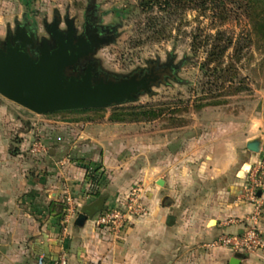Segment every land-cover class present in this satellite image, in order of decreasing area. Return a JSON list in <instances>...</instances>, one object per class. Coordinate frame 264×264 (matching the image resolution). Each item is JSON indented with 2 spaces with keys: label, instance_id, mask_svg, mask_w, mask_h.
Wrapping results in <instances>:
<instances>
[{
  "label": "crops",
  "instance_id": "obj_1",
  "mask_svg": "<svg viewBox=\"0 0 264 264\" xmlns=\"http://www.w3.org/2000/svg\"><path fill=\"white\" fill-rule=\"evenodd\" d=\"M59 112L66 113L39 114L34 129L24 128L23 117L0 100V264H35L40 256L50 262L61 252L70 264H231L239 255L240 264H264L263 250L235 253L213 245L220 234L244 232L257 202L264 234V191L256 201L244 195L245 177L264 163V93L251 112L230 123L229 137L237 141L217 150L224 156L204 172L203 165L192 171L195 165L171 159L168 146L156 162H119L106 122ZM255 138L260 152L248 148ZM35 141L45 150L33 152ZM93 168L105 173L97 183L88 177ZM203 176L221 184L202 191ZM133 192L146 210L130 215L120 230L97 226L101 211L76 223L99 196H107L109 209ZM68 196L75 212L65 226Z\"/></svg>",
  "mask_w": 264,
  "mask_h": 264
},
{
  "label": "rangeland",
  "instance_id": "obj_2",
  "mask_svg": "<svg viewBox=\"0 0 264 264\" xmlns=\"http://www.w3.org/2000/svg\"><path fill=\"white\" fill-rule=\"evenodd\" d=\"M87 1L0 0V36L4 34L6 25L10 24L13 27L15 19L22 21L25 17L34 20L39 32L44 33L42 19L46 17L50 21L55 8L64 14L69 6L70 14L80 19ZM95 1L100 6L103 21L116 24L119 31L116 41L103 47L96 55L105 69L118 74H127L140 66H145L149 59L165 60L169 53H174L177 61L183 60L179 71L182 81H171L169 85H156L152 94H143L135 102L104 108L105 110L99 112L89 111L81 116L99 120L101 124L107 123V136H109L107 143L114 146L111 151L115 153L116 158L120 156L119 162L123 161L125 164L147 160L156 162L164 157L162 148L168 146L169 157L187 163L190 167L195 165L192 171L197 166L203 165L202 172H204L209 166L217 165L224 156L217 150L237 141L233 136L229 137L232 132L230 123L236 119L240 120L242 115L251 112L257 106L260 95L264 93V29H262L264 4H259L254 10L244 11L230 2L231 15L226 23H221L217 16L212 18L211 14L203 15L198 10L190 8L185 13L181 12L173 16L171 20H164L157 28L160 31L158 35L145 32L141 36L140 31L149 17L160 14L157 10L153 13L143 11L138 6L140 0ZM215 27L226 30L237 39L236 45L241 51L236 52L233 44L225 59L227 64L236 63L240 85H244L245 88L232 94L226 92L228 90L226 87L216 100L218 104L198 108L196 102L200 100L197 99L206 93L201 89L205 76L200 68L206 52L205 48H201L197 54H194L191 44L198 29H203L205 35L209 32L214 33ZM238 55L241 56V60L236 59ZM0 100L7 103L12 113L23 117L24 122L20 127L27 128L31 125L34 129L32 121L42 119L39 114L1 94ZM130 106H143L146 110H156L158 115L139 114L140 120L133 121H112L109 117L106 118L114 109ZM215 155L217 161L212 158ZM257 168V166L252 168L249 176L245 177L250 184L245 185L244 195L249 199L252 197L251 190L257 188V183L254 182L256 177H264V173L260 171L256 176ZM102 174H105L104 170L98 168V175ZM203 178L202 191L221 184L217 181L212 182L205 176ZM129 195L131 193H128L126 200L116 208L122 207L129 212Z\"/></svg>",
  "mask_w": 264,
  "mask_h": 264
},
{
  "label": "water",
  "instance_id": "obj_3",
  "mask_svg": "<svg viewBox=\"0 0 264 264\" xmlns=\"http://www.w3.org/2000/svg\"><path fill=\"white\" fill-rule=\"evenodd\" d=\"M61 17L45 24L48 37L37 40L35 27L17 24L4 45L0 46V94L37 114L90 108H108L135 102L143 94H152L165 81V69L154 67L128 74L109 72L97 67L95 53L107 39L78 33L74 18ZM88 60L81 66L82 60ZM173 77V75H171ZM248 148L261 150L258 138ZM106 195L84 205L76 223L81 225L106 209ZM239 256L231 264H240Z\"/></svg>",
  "mask_w": 264,
  "mask_h": 264
},
{
  "label": "trees",
  "instance_id": "obj_4",
  "mask_svg": "<svg viewBox=\"0 0 264 264\" xmlns=\"http://www.w3.org/2000/svg\"><path fill=\"white\" fill-rule=\"evenodd\" d=\"M230 2L235 3V5L244 11L254 10L259 4H264V0H140L138 6L143 11L153 13L154 10H157L160 13L159 15L149 17L147 23L141 29L140 35L142 36L145 32H152L153 35H158L160 31L157 28L164 20H171L173 16L181 12L185 13L190 8L198 10L203 15L211 14L212 18L217 16L221 20V23H226L231 15V9L229 8ZM203 31V29L197 30L191 44L194 54H197L201 48H205L204 51L206 52V57L200 64V68L205 76L201 89L202 92L206 93L197 99L200 100L196 102L198 108L218 104L216 100H218V97L221 96L226 87L228 88L226 92L232 94L237 90L239 91L245 88L244 85H240L241 80L238 77L239 71L236 63L231 62L227 64L225 59L228 50L233 44L236 52L241 51L238 50V45H236L237 39H235L234 35L228 34L226 30L218 28H216L214 33L209 32L205 35ZM203 35L204 37L202 38ZM236 59L241 60V56L238 55ZM101 110L105 109H80L67 111V113L84 114L89 111L99 112ZM139 114L144 116H157L158 112L156 110H146L143 106L121 107L114 109L109 119L112 121L140 120ZM90 118L84 116L79 119ZM88 177L95 183L102 178L98 175V169L94 168L89 170Z\"/></svg>",
  "mask_w": 264,
  "mask_h": 264
},
{
  "label": "built area",
  "instance_id": "obj_5",
  "mask_svg": "<svg viewBox=\"0 0 264 264\" xmlns=\"http://www.w3.org/2000/svg\"><path fill=\"white\" fill-rule=\"evenodd\" d=\"M40 150H45V146L42 142L37 141L32 145V151L37 152ZM264 173V163H262L256 170L255 174L258 172ZM257 176V174H256ZM254 181L257 183V188L251 190V199L256 201L259 196V191H264V177L258 176ZM69 207V213L64 219L65 226L70 220V213L75 212L74 202L70 196L67 197ZM129 212L123 208H109L101 211L97 216H95V223L99 227L109 228L111 230H120L127 221L130 219V215L133 214H143L146 210L144 204L141 202L140 197L134 192L129 195ZM262 204L257 202L255 211L250 215V224L248 228L240 234H220L213 245H220L223 247L230 248L235 253H252L257 250L264 251V234L259 226V220L263 217ZM66 228V227H65ZM35 264H70L68 256L65 252H61L59 256L52 260L47 261L45 256H40ZM101 264V263H93Z\"/></svg>",
  "mask_w": 264,
  "mask_h": 264
},
{
  "label": "flooded vegetation",
  "instance_id": "obj_6",
  "mask_svg": "<svg viewBox=\"0 0 264 264\" xmlns=\"http://www.w3.org/2000/svg\"><path fill=\"white\" fill-rule=\"evenodd\" d=\"M56 16L59 18L61 17L60 25L62 27H67L65 17L68 16L69 18H74L78 33L86 34V32L88 31L89 35H99L101 38L107 39L108 41L101 44V47L97 50L95 55H97V53L103 47L116 41L119 35L118 26L116 24H109L103 21L101 13H100V6L96 3V1L88 0L86 3V6L82 10V16L80 19L78 18V16L70 14L69 6L66 8L64 14H61L59 9L57 8L53 9L52 19L50 21H48L46 17L42 19L44 33L39 32L38 25L35 23L34 20H32L29 17H25V19L22 21L19 19H15L13 27L10 24L6 25L4 34L0 36V46L4 45L5 40L8 36V33L10 32V28L14 30L18 23L21 25H26L29 28L35 27L38 31L37 40L44 36L48 37L45 24L47 22H52ZM91 58L93 57H89V58L82 60L81 66H84L85 63ZM94 58L97 62V67L99 69H104L108 71L107 69L103 67L101 60L97 56H95ZM146 63L147 64L145 66H140L134 69L133 71L145 72L151 69L152 67H154L155 70L165 69V74H164L165 81H163L161 84L169 85L171 81L172 82L182 81V79L179 76V71L183 64V60L177 61V56L174 53H169L165 60H162L161 58H155V59H149ZM171 75H173V77H171Z\"/></svg>",
  "mask_w": 264,
  "mask_h": 264
}]
</instances>
